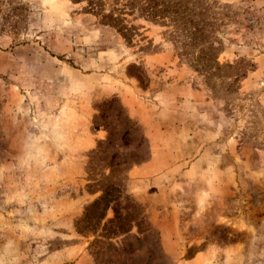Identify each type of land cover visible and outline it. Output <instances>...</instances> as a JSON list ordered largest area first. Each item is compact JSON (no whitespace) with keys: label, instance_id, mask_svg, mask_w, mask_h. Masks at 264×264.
<instances>
[{"label":"rangeland","instance_id":"obj_1","mask_svg":"<svg viewBox=\"0 0 264 264\" xmlns=\"http://www.w3.org/2000/svg\"><path fill=\"white\" fill-rule=\"evenodd\" d=\"M142 1L0 0V264H264V0Z\"/></svg>","mask_w":264,"mask_h":264},{"label":"trees","instance_id":"obj_2","mask_svg":"<svg viewBox=\"0 0 264 264\" xmlns=\"http://www.w3.org/2000/svg\"><path fill=\"white\" fill-rule=\"evenodd\" d=\"M154 1L155 0H144L142 1V5L144 7H147V9L148 8L153 9V11L149 15L153 19H156L159 14L155 11L157 8V3H155ZM83 2L88 3L86 9L90 13H93L98 17L101 16V19L103 20L105 25H112L115 27H119L118 25H120L125 21V18H122V15L120 14L121 12L118 8L115 9V7H113V9L109 10V13L105 14L106 4L108 0H75V3H83ZM137 2L138 0H136V3ZM131 5H133V3H131ZM147 9L144 8V11H147Z\"/></svg>","mask_w":264,"mask_h":264}]
</instances>
